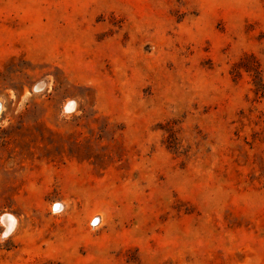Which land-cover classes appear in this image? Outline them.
I'll list each match as a JSON object with an SVG mask.
<instances>
[{
	"label": "rangeland",
	"instance_id": "obj_1",
	"mask_svg": "<svg viewBox=\"0 0 264 264\" xmlns=\"http://www.w3.org/2000/svg\"><path fill=\"white\" fill-rule=\"evenodd\" d=\"M0 107V264H264V0H0Z\"/></svg>",
	"mask_w": 264,
	"mask_h": 264
},
{
	"label": "bare ground",
	"instance_id": "obj_2",
	"mask_svg": "<svg viewBox=\"0 0 264 264\" xmlns=\"http://www.w3.org/2000/svg\"><path fill=\"white\" fill-rule=\"evenodd\" d=\"M0 109H1V107H0ZM1 222H2V223L4 224V226H5V232H4V234H6L7 232H9V230H10L11 228H13L12 226H13V224H14V220L12 219L11 216L3 215V216L1 217Z\"/></svg>",
	"mask_w": 264,
	"mask_h": 264
}]
</instances>
